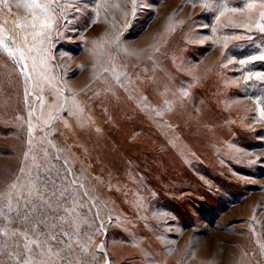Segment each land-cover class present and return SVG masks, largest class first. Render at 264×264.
Masks as SVG:
<instances>
[{"label":"rangeland","instance_id":"obj_1","mask_svg":"<svg viewBox=\"0 0 264 264\" xmlns=\"http://www.w3.org/2000/svg\"><path fill=\"white\" fill-rule=\"evenodd\" d=\"M262 3L59 0L43 37L42 13L0 0V264H264V80L245 83ZM36 164L75 183L22 222ZM44 217L55 239L31 230Z\"/></svg>","mask_w":264,"mask_h":264},{"label":"snow or ice","instance_id":"obj_2","mask_svg":"<svg viewBox=\"0 0 264 264\" xmlns=\"http://www.w3.org/2000/svg\"><path fill=\"white\" fill-rule=\"evenodd\" d=\"M24 2V6L29 8L30 10H38L40 13L43 14V16L45 17V19L43 21H40L38 19V17L36 16V12L33 11L32 12V23H31V27L33 29L39 27L42 29L41 32L39 33H33L34 36H49L51 34L50 30L53 27V24L56 22L53 17L57 15L56 12V8L53 7V5H59V0H23ZM72 0H69V3H71ZM133 4H135V0H133ZM62 9V11L59 13V15H63V8L64 5H59ZM116 7H119V5H115ZM249 8H253L255 7L254 4H249L248 5ZM261 7L264 8V3L261 4ZM231 11H236V9H231ZM220 15H223V12L220 13ZM259 21L256 22V27L261 31L264 32V23L260 22V21H264V11H261L259 14ZM118 40V37L116 38ZM0 43H3L2 41H0ZM44 40L41 39L40 40V44H43ZM95 43V42H94ZM35 47V46H33ZM17 51L20 52V57L21 59H27V57L25 56V53L22 50L17 49ZM29 51H32V49L30 48ZM46 51V50H45ZM125 51H127L125 49ZM10 55H15V52L10 51L9 52ZM251 60H261L264 61V51H261L260 55L257 56H253L251 57ZM250 61L248 60H241L240 63L241 64H246L249 63ZM33 67H35V58H33ZM257 79V80H264V72H259V73H248L247 78L245 79V83L248 82V80L251 79ZM187 93H185L186 95ZM38 100L42 99L41 97H37ZM31 115V113H30ZM260 118H264V107H261L260 109ZM52 119V118H50ZM30 132H31V125H30ZM27 155V154H26ZM45 157H47V151L45 150ZM65 164H67V161H65ZM35 168L39 169L40 171H38L36 173L35 177H31V169L29 170V174H28V184H27V193L26 195H24L21 192H17V196H16V202L18 205V208L16 209L17 212V217L21 219L22 222H27L29 219H31L36 211H37V207H40L41 209H47L48 211H50L53 215H56V209L52 207L53 203L57 204L59 207H62L63 205L60 204V200L61 198L66 199L67 198V194H68V189L65 188L64 190H61L59 192V195L56 196L55 200H53L51 197H45L42 192H47L49 190L53 191L54 193L57 191V181L58 180H63L65 182H69L74 184L75 181L71 180V169H68V173L69 175L66 177H61V176H56V177H45L41 175V172H47L50 171V169L43 167L40 164H36ZM21 172H24V169H21ZM42 180L43 184L40 187H37L36 181ZM51 181V189L48 187L49 182ZM18 185L17 183H13L12 185H10L11 189H17ZM24 185H20V188H23ZM82 187V186H81ZM12 197H13V193L11 191H9L7 193V211L9 213H11L13 211L12 208ZM27 209L28 210V214L27 215H23V211ZM2 211V210H0ZM68 209H65V212H68ZM64 218L62 217L61 220H63ZM40 226H44L46 227V229L48 230L49 235L53 236V239H55V233L53 232V230L55 229V227L57 226L54 223H49L47 217L38 219L36 221L35 225L30 226L31 230L33 232H35V228L36 227H40ZM62 226V225H61ZM22 236L25 237V239L27 240V243H25L24 248L31 252V246L32 245H36L37 249H39L41 247V245H47L48 246V252L53 255V256H57V253H52L51 249H52V245L49 244L48 241L44 240L39 234H36V239H31L30 237L27 236V232L25 233H21ZM65 237L69 236V233L65 232L63 234ZM67 247H71V245H67ZM82 251H87L86 248L81 249ZM41 256L44 255V253H39ZM24 264H34V262L32 261L31 258L26 259L24 261ZM39 264H48L47 260H42L39 262Z\"/></svg>","mask_w":264,"mask_h":264}]
</instances>
